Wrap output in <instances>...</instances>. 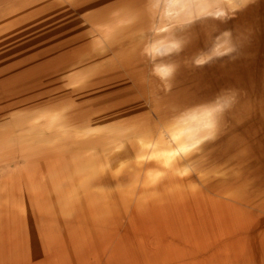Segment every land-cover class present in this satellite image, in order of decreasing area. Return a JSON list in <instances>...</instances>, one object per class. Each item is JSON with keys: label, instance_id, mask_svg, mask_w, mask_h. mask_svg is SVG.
Listing matches in <instances>:
<instances>
[{"label": "rangeland", "instance_id": "374dc122", "mask_svg": "<svg viewBox=\"0 0 264 264\" xmlns=\"http://www.w3.org/2000/svg\"><path fill=\"white\" fill-rule=\"evenodd\" d=\"M99 1L0 0L26 17L57 14L19 42H0V204L8 196L11 214L25 207L30 218L37 200H20L13 192L61 176L65 159L77 162L105 150L108 132L158 134L176 111L236 89L239 102L224 114L217 138L201 145L193 161L224 184L232 182L241 210L249 211L264 232V0L227 23L203 22L234 35L250 31L234 60L196 67L193 58L208 45L205 27L197 23L180 34L188 42L169 58L178 65L170 91L162 89L141 52L152 38L143 14L150 12L148 0H111L101 5L108 8L95 11ZM241 39L247 37L237 36L238 44ZM131 139L127 153L134 156L136 136ZM116 185L103 180L101 187Z\"/></svg>", "mask_w": 264, "mask_h": 264}, {"label": "bare ground", "instance_id": "6f19581e", "mask_svg": "<svg viewBox=\"0 0 264 264\" xmlns=\"http://www.w3.org/2000/svg\"><path fill=\"white\" fill-rule=\"evenodd\" d=\"M109 2L99 1L95 11ZM103 3L109 4L101 8ZM149 10L143 14L150 32L154 13ZM20 13L0 3V42H19L57 16ZM159 133L108 132L105 150L77 162L65 159L61 176L14 191L20 200H37L30 218L25 207L11 214L4 196L0 235L15 242L1 244V251L12 252L17 261L55 248L62 264L71 258L75 264H264V232L249 211L241 210L233 183L224 184L196 164L194 153L178 156L173 141ZM132 136L134 156L127 153ZM103 180L117 185L101 187Z\"/></svg>", "mask_w": 264, "mask_h": 264}, {"label": "clouds", "instance_id": "9594fccd", "mask_svg": "<svg viewBox=\"0 0 264 264\" xmlns=\"http://www.w3.org/2000/svg\"><path fill=\"white\" fill-rule=\"evenodd\" d=\"M154 13L150 32L152 38L146 40L142 54L151 64V74L157 78L164 91H170L178 65L169 60L182 51L188 42L187 31L195 24L205 27L208 45L196 55L192 63L202 67L225 57L236 59L250 37V31L234 35L233 30L220 31L216 25L204 21L227 23L238 12L258 3V0H148ZM211 4L226 7H211ZM207 5V6H205ZM237 36H246L237 43ZM240 92L236 89L222 90L210 102L176 111L170 122L159 133L173 141L178 156L188 157L200 151L201 145L215 140L220 130L224 114L239 102ZM123 150V146L116 151Z\"/></svg>", "mask_w": 264, "mask_h": 264}, {"label": "crops", "instance_id": "0c3cea01", "mask_svg": "<svg viewBox=\"0 0 264 264\" xmlns=\"http://www.w3.org/2000/svg\"><path fill=\"white\" fill-rule=\"evenodd\" d=\"M9 240V241H8ZM54 241V240H53ZM53 241H50L51 243H53ZM15 241H13V240H11V239H0V245L1 244H4V245H10V244H12V243H14ZM34 242H39V241H34ZM49 241H48V243H50ZM68 243V242H79V241H55V243ZM7 249V248H6ZM5 249V250H6ZM55 248H53V249H50V250H48V251H45L42 255H38V256H36V257H32V256H30V257H22V258H20V259H17V261H16V259L15 258H13L12 257V252H10V251H6V252H2L1 250H0V264H28L27 262H29V264H62V262L63 261H61L60 259H59V257H58V254H59V252L58 251H56V250H54ZM53 250V251H52ZM48 252V253H47ZM7 253V254H6ZM50 253V254H49ZM54 253V254H53ZM58 253V254H57ZM46 254H47V256H46ZM56 254V255H55ZM44 256H46V257H48L49 259H46V257H44ZM52 256V257H51ZM55 257H57V259L55 258ZM30 258V259H29ZM44 258V259H43ZM51 259V260H50ZM72 259L73 258H71V259H69L68 260V262H64V263H68V264H73L74 262H75V260H73L72 261ZM29 260V261H28ZM49 260L51 261V262H49ZM57 260H58V262H57ZM23 261V262H22ZM32 261V262H31ZM45 261V262H44ZM60 261V262H59ZM57 262V263H56ZM75 264V263H74Z\"/></svg>", "mask_w": 264, "mask_h": 264}]
</instances>
